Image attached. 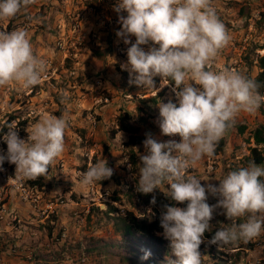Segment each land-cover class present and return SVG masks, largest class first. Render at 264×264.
<instances>
[{
	"label": "rangeland",
	"instance_id": "obj_1",
	"mask_svg": "<svg viewBox=\"0 0 264 264\" xmlns=\"http://www.w3.org/2000/svg\"><path fill=\"white\" fill-rule=\"evenodd\" d=\"M118 3L119 0H36L10 20H0V31L26 30L34 56L46 64L37 85L25 89L12 82L0 87V129L12 116L8 127L15 126L19 138L27 140L31 128L45 116H66L68 120L65 150L51 166L43 188H32L27 180H19L15 165L7 160L0 165V264H131L130 259L135 257L119 246L122 238L111 220L91 207L104 210L111 204L136 214L145 211L136 205V196L129 198L137 191L140 157L146 154L145 148L143 142L128 144V133L119 127L120 118L125 111L131 113L125 122L138 125L144 140L146 134H151L159 142L178 143V135L162 134L158 108L159 103L169 101L178 106V98L173 85L159 76L158 81L153 78V89L129 84V73L122 65L127 63L131 44L125 45L123 38L116 35L121 29L118 18L127 13L115 11ZM211 4L231 39L209 70L229 69L243 76L249 71L254 76L258 71L257 57L264 54V0H211ZM129 39L135 42V37ZM152 46L149 41L141 47L148 51ZM246 56L253 63L250 68ZM262 109L264 103L254 113L240 112L235 123L247 126L243 136L235 128L229 129L222 137L223 149L190 166L187 175L202 180V186H218L234 168L247 167L253 143L243 139L264 123ZM5 134L0 136V155L7 152ZM103 159L113 170L109 181L84 185L82 173ZM257 165L264 167V163ZM159 187L164 188V184ZM207 203L214 205L217 198L208 195ZM257 216L264 219V213ZM230 223L219 208L210 221L213 230ZM92 239L97 241V251L87 249ZM132 241L134 246L148 248L143 237L140 242ZM249 242L253 243L252 249L246 248ZM249 242L234 244L245 246L236 262L232 254L235 250H231L222 263L263 264L264 231ZM119 255L129 258L120 262ZM36 257H40L39 263ZM162 257L164 262L158 264L177 260L173 252ZM201 261L216 263L206 254Z\"/></svg>",
	"mask_w": 264,
	"mask_h": 264
},
{
	"label": "clouds",
	"instance_id": "obj_2",
	"mask_svg": "<svg viewBox=\"0 0 264 264\" xmlns=\"http://www.w3.org/2000/svg\"><path fill=\"white\" fill-rule=\"evenodd\" d=\"M35 2L0 0V20H10ZM122 10L127 15L119 16L121 29L116 35L125 45L131 44L127 63L122 65L129 73V84L153 89V78L159 76L161 81L172 82L178 98V106L169 101L159 103L158 108L162 134L178 135L180 141L163 143L146 134L137 189L149 194L166 183L172 201L186 202L183 208L166 205L160 227L178 258L171 264H201L199 248L217 208L231 223L215 231L208 240L211 245L247 243L264 231V219L257 216L264 213V167L251 161L247 167L230 171L218 186H202V180L187 175L190 166L214 156L217 143L234 126L237 115L254 113L264 97L255 80L237 71L209 70L231 39L211 0H119L115 11ZM129 37H135V42ZM149 41L153 46L145 51L141 46ZM45 68V62L34 56L26 30L0 31V87L16 82L31 88L40 82ZM67 125L66 116H45L34 124L27 140L19 138L15 126H9L3 137L7 152L0 155V165L5 160L14 164L19 180L46 176L65 150ZM112 174L103 159L82 173V183L91 185ZM208 195L216 197L217 203L209 205ZM150 203H155L154 197ZM150 255L145 251L142 259Z\"/></svg>",
	"mask_w": 264,
	"mask_h": 264
},
{
	"label": "trees",
	"instance_id": "obj_3",
	"mask_svg": "<svg viewBox=\"0 0 264 264\" xmlns=\"http://www.w3.org/2000/svg\"><path fill=\"white\" fill-rule=\"evenodd\" d=\"M261 18H264V12L261 13ZM245 59L247 60V65L250 68L252 66V60L246 56ZM255 65L258 67L257 73L252 76L249 74V71L245 74V77L248 79L255 80L259 85V93L262 97H264V54L257 57V63ZM156 81H158L157 77H154ZM168 82V81H167ZM169 85H173L172 82L168 83ZM167 86L164 87V89ZM263 104V103H262ZM140 111L142 109H139ZM262 113L264 115V110L262 109ZM131 117V113L124 112L121 115V120L119 122V127L124 132L128 133V144L130 145H137L141 144L144 138L139 135L140 127L138 125H134L125 120H128ZM14 117L10 116L6 123L0 129V136L5 134L7 131V127L10 124L11 120ZM246 125L243 123H235L233 128L236 129V132L243 136L246 130ZM231 129V128H230ZM244 142L250 144L253 143L252 146H249V160L254 161L256 164L264 163V153L261 148H264V123L254 127L252 130L249 131L246 137H244ZM224 146V139L221 138L216 145L215 154L218 153L223 149ZM85 169V166H82V170ZM239 168H234L233 170H237ZM51 170V166L48 170V173ZM47 173V175H48ZM46 176H42L37 178L36 180H27V183L32 188H43L46 185ZM110 178L103 180V183H107ZM264 179V178H262ZM167 188V190H165ZM168 186L164 184V188L158 187V189H154L152 193L143 194L141 192L136 191V193H130L129 198L132 196H136V205L142 206L145 208V211L141 214H136L132 210H121L116 206L111 204H107L104 210H100L99 207L93 206L91 207L92 210L101 211L107 217V219L111 220L115 231H117L121 238L122 244L119 245L122 248H125L129 251L130 254H134V259L131 260V264H158V262H164L162 254H168L170 256L172 249L170 247V242L166 240L162 233L163 229L160 227V217L161 213L164 210L166 205L169 206H177V207H186V202L184 204H177L176 202L172 201L168 196ZM155 198V203H150V201ZM115 200H120V197H116ZM116 213V215H112ZM49 236L51 227H49ZM216 230L211 229L204 234V242L200 245L199 251L201 256L204 254L211 257V259L215 260V264H223L224 261L222 258H225L231 250L233 255H236V258L233 259V262H236L240 256V249L245 247L243 245L235 246V245H226L222 247H216L215 245H211L208 243V240L211 239L212 235H214ZM139 235V237H138ZM144 238L145 245L148 247L141 248L133 245V241L140 242L141 238ZM262 261L264 264V242L262 243ZM93 251H97L98 244L96 240H91L87 249ZM246 248L252 249L253 243H247ZM105 251V250H104ZM145 251H149L151 255L147 259H142ZM128 256H120V262H126L128 260ZM158 259V261H157ZM178 259V258H177ZM40 257H36L35 262H40ZM41 264V263H40ZM201 264H204L201 261Z\"/></svg>",
	"mask_w": 264,
	"mask_h": 264
},
{
	"label": "built area",
	"instance_id": "obj_4",
	"mask_svg": "<svg viewBox=\"0 0 264 264\" xmlns=\"http://www.w3.org/2000/svg\"><path fill=\"white\" fill-rule=\"evenodd\" d=\"M27 193V192H26ZM0 216H1V214H0Z\"/></svg>",
	"mask_w": 264,
	"mask_h": 264
}]
</instances>
